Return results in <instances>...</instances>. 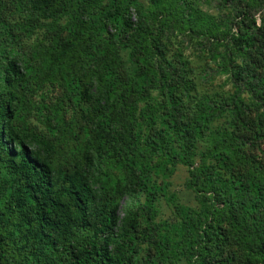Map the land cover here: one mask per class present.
<instances>
[{"label":"trees","instance_id":"16d2710c","mask_svg":"<svg viewBox=\"0 0 264 264\" xmlns=\"http://www.w3.org/2000/svg\"><path fill=\"white\" fill-rule=\"evenodd\" d=\"M65 1L0 0V264H264V0H219L217 17L195 0ZM45 18L51 40L28 53ZM174 32L217 58L229 98L205 103ZM29 54L56 68L43 74L72 107L62 153L20 122ZM112 165L124 182L111 184ZM172 166L185 167L198 205L158 221V176Z\"/></svg>","mask_w":264,"mask_h":264},{"label":"rangeland","instance_id":"374dc122","mask_svg":"<svg viewBox=\"0 0 264 264\" xmlns=\"http://www.w3.org/2000/svg\"><path fill=\"white\" fill-rule=\"evenodd\" d=\"M67 1L68 0L65 2L67 3ZM195 1L202 10L212 14L215 17L220 15L219 0ZM130 4L131 6L137 5V7L141 9L142 6H144V8L147 7L148 1L132 0ZM67 6L68 4H65L64 6L60 7V10L66 8ZM130 11L132 20H136L137 15L134 7H131ZM61 15L62 16L58 19V26L55 27V30L57 34L60 35V37H65L69 34L68 30L66 29L69 28V22L65 12H63ZM258 15L259 14H256L257 22H259ZM50 22V18L43 19V27L40 26L36 28L34 33L29 38L23 40L24 42L21 44L23 49L25 47L26 51L31 53L28 50L35 48V45L38 46V43H47L46 41H50L52 37V31L47 30L50 27ZM171 40V47L177 48V45L181 46L183 49L184 59H186L190 64V70L194 74L197 73V78L200 79L198 90L200 95L204 98L205 103L214 105V102L211 100H222L226 96L229 98L230 92H232L233 89L227 80V75L219 71L217 58H215L214 61L209 53L201 55L196 54V52H192L190 50L191 44L188 42V40L186 39L181 45L183 39H181L180 36H176V32H174V36L171 38ZM42 48L45 47L42 46ZM27 59L30 63V66H28V72L30 75V89L27 94L26 106L20 114V122L23 127L29 129V131H32L37 135L47 134L50 138L58 140L54 151H60L62 153L65 150V145L71 144L76 131L72 107L69 106L68 103H64V101L61 100L60 87L58 86L57 82L52 78H49L50 80H48V75L43 74L44 72H49L52 74L56 73V68L49 66V68L46 70L44 66L45 64L43 65L44 67L40 68V66H38L37 60L33 58V55L31 54H29ZM216 69H218V71H216ZM152 94L157 95L155 91H153ZM241 97L244 101H249L250 99L248 93H243ZM46 108L48 109L46 110ZM226 120L227 115L217 117V119L213 122V128H224L227 124ZM102 169V171H106L105 167ZM170 170H172V172L166 178H164V181L162 177L158 176V182L161 184L165 183L166 186H168L165 197L163 196L159 198L158 202L155 203L159 211L156 217V220L158 221L164 219L167 221H173L176 218V212L174 211V206L176 203L187 208L198 205L199 195H197L185 185V180L187 177L185 167L180 166L176 169V166L174 168L172 166ZM106 173L111 184H115L118 180V177H120V180L124 182L122 170L116 165H112L111 168L107 169ZM138 194L141 197V201H143L145 198L144 193L139 191ZM127 200L128 196L127 194H124L121 198V206L119 209L120 216L124 215L123 208ZM141 221V227H145L147 225L145 219L141 218Z\"/></svg>","mask_w":264,"mask_h":264}]
</instances>
